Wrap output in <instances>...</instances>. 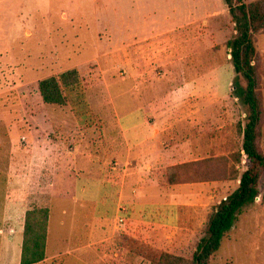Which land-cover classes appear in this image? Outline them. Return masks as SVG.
Returning <instances> with one entry per match:
<instances>
[{"label": "rangeland", "instance_id": "obj_1", "mask_svg": "<svg viewBox=\"0 0 264 264\" xmlns=\"http://www.w3.org/2000/svg\"><path fill=\"white\" fill-rule=\"evenodd\" d=\"M27 9L38 19L43 14ZM46 14V33L41 30L36 41L0 33V205L14 185L29 187L24 198L9 193V201L53 214L51 252L61 246L57 236H64L55 228L54 195L75 196L74 178L95 171L110 181L113 199H99L94 226L92 207L80 210L69 246L51 264H157L161 254L190 260L213 207L236 190L247 170L242 153L236 163L246 110L234 94L226 44L235 32L224 0H47ZM254 40L264 107V34ZM68 70H76L79 84L66 89L64 105H45L38 82ZM136 92L158 101L157 117H143L142 141L152 147L144 150V188L169 189L172 196L164 206L160 194L151 193L155 204L143 208L141 235L120 225L134 212L118 202L121 173L135 168L125 154L131 139L120 133L118 112L122 98ZM153 130L158 138L151 143ZM32 135L46 144L41 173L37 150L28 152L26 165L21 154ZM258 146L264 154V116ZM61 167L68 174L58 184ZM102 194L101 188L95 197ZM105 223H111V241L107 232L92 230H104ZM210 264H264V173L259 197L243 209Z\"/></svg>", "mask_w": 264, "mask_h": 264}, {"label": "crops", "instance_id": "obj_2", "mask_svg": "<svg viewBox=\"0 0 264 264\" xmlns=\"http://www.w3.org/2000/svg\"><path fill=\"white\" fill-rule=\"evenodd\" d=\"M46 4L47 0H0V33L5 32L9 34V36H21V38L31 40L37 39V34H40L41 30H46ZM28 7H38L43 9L42 16H39V19L36 17L37 15H32L30 13V10L27 9ZM25 11L27 13H25ZM41 11L38 12L40 14ZM38 19V21H37ZM42 19V20H40ZM37 22H39L37 25ZM31 26V29L29 27ZM44 26V29H43ZM46 33V31H45ZM36 37V38H35ZM20 38V37H19ZM38 45L41 47V41H37ZM1 48V47H0ZM38 55H46L45 53L42 54L41 52H38ZM44 57V56H43ZM41 60V59H40ZM44 65H46V61L44 60ZM40 66V65H39ZM38 66V67H39ZM35 68V67H34ZM32 68V69H34ZM31 69V70H32ZM39 83V82H38ZM137 86V85H136ZM138 92V91H137ZM135 93V96H128L125 95L122 98L123 107L121 111L118 112V122L120 124L119 129L121 135L124 137L131 139L130 143H126L125 145V154L127 155L128 161H133L135 168L133 169H127V167L123 170L121 173L122 180L118 182L119 188H118V194L119 199L118 202L121 204V202L125 201L131 207L133 210V214L130 215V218L126 219H120V225L126 227L130 226L133 227L131 230H134L137 234L141 235L143 232V223L144 220V207H151L155 204L154 197L151 193H158L160 194L158 199H162L161 205H169L168 198H172L171 194L169 193V189L164 190V192H158L159 190L156 189L154 186H147L144 188L143 180H142V166L144 163V150L148 151L152 147H148V145L144 144L142 141V134H143V117L144 114L151 113L153 118L157 117L155 108L157 107L158 101L150 96V99L143 100V96H139V93ZM146 104H150V107ZM156 105V106H155ZM154 135L152 134L151 137H149V142H153L156 138H158V135L156 134L155 130H153ZM152 132V133H153ZM35 135V134H34ZM41 138V136H39ZM28 150L26 149L25 154L23 150L22 156L24 157V163L26 165V160L28 156V152L32 151L35 152L37 150V155L39 158L38 168L40 171L41 162H45V141H39L37 138H33L31 136H28ZM37 141L38 143H36ZM35 143V144H34ZM44 145V147H43ZM20 150V149H19ZM191 151V149L188 150V153ZM183 152H187L183 149ZM177 154V153H176ZM174 156V154H172ZM171 155V156H172ZM169 156L168 159L171 158ZM184 156V155H183ZM33 157L29 158V168H30V162L36 160L33 159ZM149 161V159H148ZM148 161H146L148 163ZM22 162V163H23ZM126 165H128L126 163ZM173 165V164H172ZM77 168V167H76ZM78 169V168H77ZM16 170V171H15ZM16 172H21L19 169L16 168L13 170V174L15 176ZM87 172L84 175H77L76 178H74L73 183V190L75 193L72 195H68L67 193H64L63 191L58 193L57 195H54V198L52 201L56 203L57 206V213H54V222L57 221V224L55 225L56 230L59 232H62L64 236H57L58 244L61 245L58 249H53L51 252L49 251L50 247V237H51V231L53 226V214L49 212V219H48V227H47V237H46V249H45V259L43 262H40L38 264H51L54 259H58L61 251H65V247L69 246L70 238V231L74 229V225L76 223V216L79 214H82V211L84 208L92 207V223L93 226L95 223L99 220L97 219V213L99 214L100 211L97 208L99 199L104 200L105 202L113 199L112 196V188L110 185V181L103 180L101 175L98 173ZM41 173V171H40ZM57 177V183L59 184L62 180L61 176H66L68 174L67 169L64 167H61L56 172ZM11 176V177H15ZM61 177V178H59ZM15 179V178H14ZM106 181V182H105ZM16 180L14 181V183ZM57 184V185H58ZM7 187V186H6ZM105 195L102 194L101 198L95 197L99 196L97 193L101 188ZM8 188V187H7ZM56 188V187H55ZM58 188V187H57ZM105 188V189H104ZM9 189V188H8ZM27 189V190H25ZM29 187H25V185H14L13 189H10L6 193L7 197V203L5 205H0V264H20V257H21V247H22V240H23V229H24V220L25 215L28 211H31L32 208L27 207L26 205H21L18 202H11L9 201V193L11 194L10 198H24L23 194H29ZM156 191V192H155ZM5 193H0V198L2 199L1 195H4ZM86 194V196L84 195ZM27 197V195H26ZM182 198L181 196L179 197ZM37 200H42L41 196L37 198ZM108 201V202H109ZM105 202H103V205H105ZM3 203V202H2ZM27 204V203H26ZM146 205V206H145ZM97 208V209H96ZM33 209H48V208H41L35 207ZM78 209V210H77ZM107 214V213H106ZM123 211V216L127 217ZM109 221V219H106V221ZM129 220V221H128ZM96 230L97 234L104 233L103 236H105V233H108V239L107 241H111V223H105L104 224V230H98V229H92ZM129 230V231H131ZM126 231V230H125ZM99 232V233H98ZM62 251V252H63Z\"/></svg>", "mask_w": 264, "mask_h": 264}, {"label": "trees", "instance_id": "obj_3", "mask_svg": "<svg viewBox=\"0 0 264 264\" xmlns=\"http://www.w3.org/2000/svg\"><path fill=\"white\" fill-rule=\"evenodd\" d=\"M224 3L235 32L234 37L226 44L236 75L234 94L246 110L245 123L238 126L242 144L236 163H240L242 153L246 158L247 170L240 175L236 190L213 207L204 235L197 243L191 259L161 254L157 264H210L243 209L252 206L260 195L264 154L259 150L258 141L264 107L259 92V54L254 36L258 33L264 34V0L251 3L224 0ZM241 81H244V86ZM78 84L76 70H68L56 77L39 81L38 90L45 105L62 106L65 103L66 89ZM48 219V209H32L26 213L20 264H38L44 261Z\"/></svg>", "mask_w": 264, "mask_h": 264}]
</instances>
